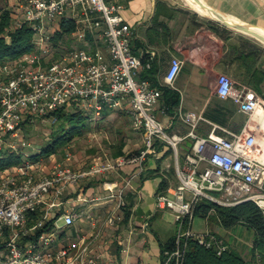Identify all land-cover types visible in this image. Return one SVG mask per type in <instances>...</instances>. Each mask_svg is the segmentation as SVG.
<instances>
[{
  "label": "built area",
  "instance_id": "1",
  "mask_svg": "<svg viewBox=\"0 0 264 264\" xmlns=\"http://www.w3.org/2000/svg\"><path fill=\"white\" fill-rule=\"evenodd\" d=\"M3 1L11 9L16 27H30L35 48L0 64V158L4 154L23 158L20 165L0 172V264H100V257L91 256L88 246L73 252L60 243L59 230L72 226L77 218L72 211H62L63 195L81 181L158 155L157 144L172 151L177 178L175 188L156 194V208L171 212L177 224L174 246L164 252L160 264H180L187 239L214 249L218 255L228 249L223 239L192 230L194 210L204 201L222 207L253 202L264 215V163L259 158L263 144L259 134H264V127L255 125L252 131L228 133L230 138L216 136L214 128L203 138L196 128L204 118L185 112L180 118L189 131L185 135L169 132L155 115L162 89L138 79L143 63L132 52V32L121 15V3ZM68 24L74 26L70 34L62 32ZM59 33L62 38L56 42ZM91 36L101 38L105 51L80 46ZM181 68L182 62L172 58L165 86H174ZM216 92L221 99H232L248 121L259 110L264 113V101L251 90L235 91L226 75L218 77ZM124 102L132 128L143 133L144 149L136 157L76 169L67 143L60 161L54 159L55 154L31 159L39 153L33 154L34 146L26 138L27 126L37 120L53 125L54 112L68 108L92 111L99 117L104 109H122ZM186 140L192 147L179 165L178 153ZM46 162L53 165L48 173H42ZM123 193L120 190L117 195L119 208ZM115 220L110 217L107 221L113 225Z\"/></svg>",
  "mask_w": 264,
  "mask_h": 264
},
{
  "label": "crops",
  "instance_id": "2",
  "mask_svg": "<svg viewBox=\"0 0 264 264\" xmlns=\"http://www.w3.org/2000/svg\"><path fill=\"white\" fill-rule=\"evenodd\" d=\"M109 1L124 7L121 15L131 28L132 52L143 63L138 79L162 89L155 115L169 132L185 135L189 131L180 118V113L185 112L204 118L196 128L203 138L214 128V134L224 138H230L228 133L253 130V119L248 121L232 99L219 98L216 88L218 77L226 75L233 81L235 91L251 90L264 101V0H201L205 6L255 32L219 24L211 19L212 15L194 10L190 0ZM80 46L105 51L99 36L88 37ZM172 58H178L182 68L174 86L167 87L164 78ZM126 107L124 102L122 109H104L99 117L92 111L83 112L87 117L89 152L82 156L70 146L74 168L107 165L119 157L140 154L144 149L143 133L132 128ZM191 147L190 140L181 145L179 165ZM157 150L158 155H149L141 164L128 163L67 190L62 211H72L77 218L72 226L59 230L60 243L73 252L88 246L91 256L100 257V264H160L169 242L176 237L177 224L171 212L156 208V194L175 188L177 178L172 151L163 144H157ZM62 158L61 149L54 159ZM52 165L46 162L42 173H48ZM120 190L124 193L119 208ZM110 217L116 219L113 225L108 224ZM196 217L204 225L200 224L196 231L192 223L194 232H209L239 251L244 247L242 231L235 236L236 227L225 228L217 220L200 216H194L193 222Z\"/></svg>",
  "mask_w": 264,
  "mask_h": 264
},
{
  "label": "trees",
  "instance_id": "3",
  "mask_svg": "<svg viewBox=\"0 0 264 264\" xmlns=\"http://www.w3.org/2000/svg\"><path fill=\"white\" fill-rule=\"evenodd\" d=\"M74 29L72 24L64 25L62 32L70 34ZM62 38L59 33L56 42ZM33 32L29 26L16 27L12 22L11 9L7 3L0 0V64L14 60L34 51ZM73 112L61 109L54 112L56 122L52 131L38 155L32 156L37 160L42 155L58 153L64 145L76 136H81L87 130V117L82 111ZM23 162L22 156L4 154L0 158V172ZM212 212L213 214H210ZM194 216L217 220L225 228L243 227L252 234V244L248 256L242 255L235 248L229 247L218 255L212 248H206L197 241L187 239L182 249L180 264H264V215L253 202H244L234 207H222L209 201H204L194 210ZM175 239L169 242L167 250L174 246Z\"/></svg>",
  "mask_w": 264,
  "mask_h": 264
},
{
  "label": "rangeland",
  "instance_id": "4",
  "mask_svg": "<svg viewBox=\"0 0 264 264\" xmlns=\"http://www.w3.org/2000/svg\"><path fill=\"white\" fill-rule=\"evenodd\" d=\"M69 112H73L74 110L71 108L67 109ZM258 113H261V111H259ZM52 131V124H49L48 121H41V120H37L32 126H27L26 128V138L30 141V143L34 146V151L33 154L35 155L36 153H40L41 152V148L42 146H44L46 140H47V136L50 135ZM87 130L81 135V136H76L75 139H73L72 141H70L68 144L71 147L73 151L75 152H80L82 154V156L86 155L88 151V147H89V138L87 137ZM104 137L101 138V140ZM104 140V139H103ZM259 140L263 141V146H264V134H259ZM103 142V141H102ZM264 153V147L263 149H261V154ZM43 159H47V155L44 154L41 156ZM264 157V156H263ZM211 214H213L212 212H210ZM193 228L196 231H199V225L203 224L204 222L201 218L196 217L194 222H193ZM239 231V232H238ZM240 231H242L240 233ZM235 236L239 235L240 233V238L245 242L244 243V247L240 248V252L242 255L248 256V250L250 248L249 245L252 244V234L251 232L247 231V229L243 228V227H236L235 230ZM229 247L233 248L232 244H229L228 241L226 242ZM235 248V247H234ZM250 255V254H249Z\"/></svg>",
  "mask_w": 264,
  "mask_h": 264
},
{
  "label": "water",
  "instance_id": "5",
  "mask_svg": "<svg viewBox=\"0 0 264 264\" xmlns=\"http://www.w3.org/2000/svg\"><path fill=\"white\" fill-rule=\"evenodd\" d=\"M195 3L200 4L203 6V8L207 9L209 12L213 13L215 17L211 18L214 21L218 22L219 24H222L224 26H227L229 28L235 29V30H241V31H245V32H255L250 26L245 25V24H240V23H228L226 21V16L222 15L221 13H219L218 11L205 6L201 0H193ZM264 34V33H263ZM264 40V39H263Z\"/></svg>",
  "mask_w": 264,
  "mask_h": 264
},
{
  "label": "bare ground",
  "instance_id": "6",
  "mask_svg": "<svg viewBox=\"0 0 264 264\" xmlns=\"http://www.w3.org/2000/svg\"><path fill=\"white\" fill-rule=\"evenodd\" d=\"M190 3H191V6L193 7L194 10H196V11H198V12L204 14V15H210V16L212 15L213 17H215L213 13H211V12H209L207 9L203 8L202 5L195 3L193 0H190ZM226 21H227L228 23H231V22H232V23H235V22H236V21L231 20L230 18H227V17H226ZM236 23H238V22H236ZM259 111H260V110H259ZM259 111H258V112H259ZM258 112H257L256 115L254 116L252 122H253L255 125H262V126L264 127V113L262 112V110H261V113H258ZM251 124H252V123H251ZM259 158H260V160L264 163V157L260 155Z\"/></svg>",
  "mask_w": 264,
  "mask_h": 264
}]
</instances>
